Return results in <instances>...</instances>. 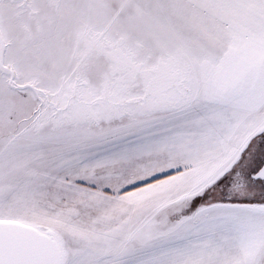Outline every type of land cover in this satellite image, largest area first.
Here are the masks:
<instances>
[{
    "label": "snow or ice",
    "instance_id": "6c2138e0",
    "mask_svg": "<svg viewBox=\"0 0 264 264\" xmlns=\"http://www.w3.org/2000/svg\"><path fill=\"white\" fill-rule=\"evenodd\" d=\"M0 264H264V0H0Z\"/></svg>",
    "mask_w": 264,
    "mask_h": 264
}]
</instances>
